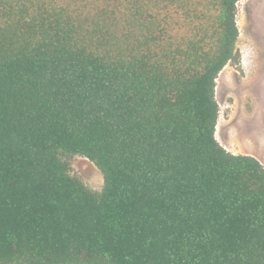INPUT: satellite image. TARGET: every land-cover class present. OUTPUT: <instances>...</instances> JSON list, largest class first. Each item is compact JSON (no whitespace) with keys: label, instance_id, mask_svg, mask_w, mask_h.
<instances>
[{"label":"trees","instance_id":"trees-1","mask_svg":"<svg viewBox=\"0 0 264 264\" xmlns=\"http://www.w3.org/2000/svg\"><path fill=\"white\" fill-rule=\"evenodd\" d=\"M238 2L0 0V264H264V167L215 137Z\"/></svg>","mask_w":264,"mask_h":264},{"label":"rangeland","instance_id":"rangeland-1","mask_svg":"<svg viewBox=\"0 0 264 264\" xmlns=\"http://www.w3.org/2000/svg\"><path fill=\"white\" fill-rule=\"evenodd\" d=\"M236 23L238 59L216 79L215 137L227 152L251 156L264 167V0H239ZM67 162L72 176L92 191L101 190L102 176L89 160L72 156Z\"/></svg>","mask_w":264,"mask_h":264}]
</instances>
